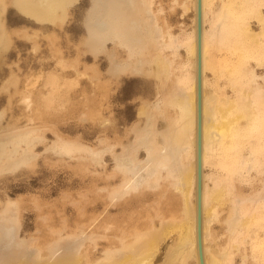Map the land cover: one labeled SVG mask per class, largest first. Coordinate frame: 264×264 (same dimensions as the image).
<instances>
[{"label":"bare ground","instance_id":"bare-ground-1","mask_svg":"<svg viewBox=\"0 0 264 264\" xmlns=\"http://www.w3.org/2000/svg\"><path fill=\"white\" fill-rule=\"evenodd\" d=\"M168 1L165 11L161 0H89L84 8L82 0H0V65L4 62L3 53L12 43L11 31L1 17L7 4L39 26V33L50 27L63 28L72 12L81 6L84 48H77L75 58L67 60L60 48L49 46L56 57L55 67L26 77L22 103L27 110L31 108L32 95L28 93L41 82L47 87V94L41 96L45 107L57 105L58 111L65 112L77 102L94 118V124L103 125L106 130L86 143L81 135H67L56 126L38 124L36 111L22 116L21 123L17 119L5 122L6 125V113L0 110V178L8 179L5 171L15 179L26 171L38 172L35 168L39 160L52 169L50 175L67 169L71 174L70 188H75L72 176H87L86 182L77 181L79 189L73 194L58 190L61 198L77 195L82 203L71 201L76 213L74 222L62 215L54 219L48 214L43 218L48 224L45 246L37 245L34 236L22 233L21 210L26 198H11L6 191L0 192V264H200L196 204L198 1ZM201 4L203 260L204 264H223L227 257L244 255L238 264H256L257 256L262 259L259 263L264 264V238L253 245L255 235L251 236L253 229H257L255 233L264 232L260 227L264 203L257 206L249 200L255 187L264 186V85L255 73L264 66V0H201ZM175 9L183 19L190 11L189 31L183 23L174 29L168 20L167 14ZM253 20L259 25L258 32L253 29ZM44 34L48 45L53 46L55 40L51 36L55 35ZM22 37L29 38L26 32ZM37 47L34 44L33 51ZM84 54L95 62L83 64L80 70V57ZM100 58L107 63L106 75L96 63ZM218 64L225 67L217 68ZM86 75L92 96L84 95L83 89L81 97L71 96L70 91L79 88L80 79ZM128 77L141 81L148 94L152 84L156 94L138 107L135 124L123 133L134 135L124 141L123 135L118 136L114 118L105 112L109 110L106 105L110 103L112 84ZM18 82V76L11 72L0 90L15 87ZM222 88L232 94L220 95ZM46 132L51 133L50 140ZM106 160L112 161L113 171H106ZM208 166L212 175L205 171ZM94 168L104 172L94 174ZM96 183L104 187L98 190ZM245 186L248 194L243 193ZM94 192L101 195V207L114 201L123 214L130 212L117 218L119 223L126 222V232L119 229L120 224L118 229L110 226L108 215L98 221L96 206L85 209L86 195ZM161 196L169 198L164 208ZM153 198L157 205L160 202L155 212L144 207V202ZM121 199L137 200L141 205L133 207ZM28 200L37 212L44 208L65 210L64 205L59 210V198L42 202L35 195H28ZM234 214L239 221L232 218ZM155 220L161 222L160 226ZM84 221L88 223L85 225ZM50 222H56L58 227L53 228ZM109 226L113 237L101 236L99 232L105 233ZM218 229L222 230L220 234L216 233ZM174 231L176 243L160 261L161 244ZM100 239H105L107 245L99 248ZM228 245L232 247L228 254L220 253ZM26 253L34 254L33 259Z\"/></svg>","mask_w":264,"mask_h":264},{"label":"rangeland","instance_id":"rangeland-1","mask_svg":"<svg viewBox=\"0 0 264 264\" xmlns=\"http://www.w3.org/2000/svg\"><path fill=\"white\" fill-rule=\"evenodd\" d=\"M82 1L83 2H81L82 3L81 6H83L84 8L86 3L89 0H82ZM161 1L163 4L162 7L166 9V6L168 5L169 1L168 0H161ZM80 7L76 8L72 12V14L69 17L68 23H65L63 28L54 29L50 27L47 30H45L44 33L49 34V32L50 33L52 32V34L55 35L54 37L51 36V38L53 39V42L55 40V43L54 44L51 43L53 44V46H51L50 44L48 45V43H50L49 40L47 42V39L44 37V35L46 34L39 33L41 30L39 26H37L35 23L31 21H27V19L19 15L17 11H15V9H13V7L10 4L6 5L5 11L4 13H2L1 17H2V21L4 25L7 27V29L11 31L12 43L10 44V47L8 48V50L3 53L4 56L2 55L4 62L1 63L2 65H0V87H1L2 81L7 80V76L11 72H13L14 74L18 76L20 83L18 82V85L16 84L19 87L15 85V87L10 86L8 90H5L4 88H3L4 90H0V110L4 109L6 113L4 116V121H3L4 123L8 121H12V120L16 121L17 119L19 120L17 121L21 123L23 119L26 116H28L29 112L31 113L35 111L37 115L39 114V117H37L39 119L40 113L43 111L41 113L42 121L41 119L40 121L38 119H35V122L37 121L38 124L40 123L46 124L47 127L49 125L56 126L63 133L67 135H76V134L81 135L83 139L86 141V143L93 142L95 138H97L99 135L103 134L104 131H106L104 130L103 125L94 124V118L89 113H87V110L83 108L81 104L77 102L74 104V107H70L65 112L58 111L59 109H56L58 106L55 104H54L55 105L54 108L50 106L51 109L50 107L48 108L45 107L47 106V104L44 101H42L41 96L47 94V87H45L43 83L40 84L41 82H37L36 84L37 86L35 85L36 88L34 87L35 91L30 89V92L28 93V96L32 95L30 96L31 108H29L31 111L29 109L27 110L26 105L22 103V98L24 96V90L27 89L25 88L27 84L26 77L34 73H38L39 71H40L39 73L47 72L49 70H52L55 67L56 57H54L52 53L50 52L51 51L50 47H54L56 49L60 48V50H62L63 52V55H65L64 56L65 59L67 60H72L73 58H75V54H76L75 52L77 48L79 47L84 48V46L82 45V41L85 38V33L83 32V29H82V12H81L82 10ZM261 10L264 13V5L262 6ZM165 11H167V9ZM179 15H180V12H178V9H175V11H171V13L167 14V18L171 23H173L174 29H176L180 23H183L187 25V30L189 31V26H191V18H192L190 11L187 13V16L184 19L183 17ZM252 25H253L254 31L258 32L259 25L257 24V22H255V20L252 21ZM24 32H26V35L27 37L29 36V38L22 37ZM37 32L39 33L38 34L39 36L35 34ZM17 33L19 34L17 35ZM34 44L38 46L37 47L38 49L36 51H33ZM93 62L95 61H93L88 55H85V54L82 55L80 57V65H79L80 70H83V66H82L83 64L85 63L92 64ZM96 63H98V65L101 67V70L105 74V69L107 65L105 59L100 58L98 61H96ZM216 67L223 69L225 66L222 64L221 65L218 64ZM86 73L91 74L90 71H87ZM255 73H256V76L259 77L258 81L260 80L259 81L260 84L264 85L263 84L264 78L262 79V77H264V66L257 68L255 70ZM29 78H31V76ZM80 80H81L80 81L81 84L79 88L77 87L75 88L74 91H70V95L73 97H81L82 94L85 92L84 95L92 96L93 93H92V90L90 89L91 86L88 83L89 81H88L87 75L85 78H81ZM39 81H42V80L39 79ZM140 82L141 81L135 78L128 77V78H124L118 84L116 83L112 84L111 96L109 98L110 103H108L107 105L105 104L106 107H109V110L105 112V115H107L108 117L114 118V123L116 125V128L118 129V136L120 137L125 132V128H131L132 125L135 124L138 107L141 104L146 103L148 100L153 99V96H155L156 94L152 84L149 85L151 94H148L149 93L147 92L148 89L146 90ZM148 82L151 83V80H149ZM80 89H83L85 91L83 92ZM33 91L35 92V94L33 93ZM40 91H41V94H40ZM22 93H23V96H21ZM219 93L220 95L223 94L224 97H228L232 94V91L229 89L225 90L224 88H222V90H219ZM224 93L227 95H224ZM105 105L103 103V106ZM36 107H37V110H40V111H37ZM37 112H40V113H37ZM22 116H24V118ZM9 117H11L12 119L9 120ZM21 117L22 119L20 120L19 118ZM82 117L84 120L82 119ZM85 118L88 120L85 121ZM79 119L84 122L82 121H81L82 123L79 122L80 121ZM5 124L7 125V123ZM105 125L106 127L108 126V128L110 129L109 122H107ZM46 134H47L48 140H50L51 133L46 132ZM133 135H134V132H130L128 136L124 134L123 135V137L125 138L124 141H126V139L127 140L132 139ZM109 139L110 140L113 139V134L111 132L109 133ZM119 147L120 146L118 145L116 148L118 149ZM40 161L41 160H39L38 162L39 165L35 168L36 171L38 170V172L32 173V172L26 171L24 172L26 174H22L20 177L16 179L12 177L10 178L9 171H5V173H8L7 175H9V177L6 180H3L4 177L0 178V192L6 191L7 196L11 198H17V197L26 198L23 200L22 210H21V220H22L21 223H22V229H23L22 233L26 237L34 236L35 240L37 241L36 243L37 245L38 243H40L45 246L47 242H45L44 236H46L48 233V224L44 222L43 218L48 214L52 215V218L54 219L62 215L65 218H69L71 222H74L76 213L75 211H73V206L71 205V201L74 200L77 203H80L82 201L78 199L77 195H73V196L71 195L69 198H61V196L57 194L58 190L60 189V191L62 192L67 191L73 194L74 192H76L77 189H79L77 181L79 180V181L86 182L87 176H84V177L83 175L82 176H77V175L72 176V179L74 180L73 183H74L75 188L74 187L70 188L69 176L71 174L67 172V169H65L64 171H60V170L56 171L57 169H54L56 173L50 175L52 169L50 170L48 164L45 165L43 161L42 162ZM105 163L108 166L106 171L107 172L113 171L114 167H113L112 161L106 160ZM211 170L212 169L210 168V166L205 168V171L210 173V175L213 174ZM103 172L104 171L101 172L100 168L99 169L94 168V174H98V173L102 174ZM223 177L224 176H222V178ZM252 178H255L254 175H252ZM96 187L98 188V190H101L102 189L101 187H104V186L103 184L96 183ZM255 190H256L255 194H254V191L250 193L249 200H251V203H253V205L256 202L257 206H261L259 202L264 203V186L261 188L255 187ZM42 191L43 192L45 191V193L48 192L49 194L43 196ZM248 192H249V188L245 186L243 188V193L248 194ZM28 195H35L42 202H51L59 198L60 199L58 202L59 210L61 206L63 205H64L65 210H62V211L60 210L59 212H56L54 208L53 209L44 208L42 211L37 212L34 206H32V203L28 200ZM100 198H101L100 194L95 193V192L90 193L89 195H86V200L83 202V206L85 207V209H89V210H91L93 207L96 206V209L94 212L96 215H100L98 221L101 220L104 215H108L111 218V221L109 222L115 223L114 226L112 225V223L110 226L117 228L118 227L117 225L120 224L119 229L122 232H126V229H127L126 222H122V223L117 222V218L121 217V215L123 214V209L122 208L120 209L118 205H115L114 201L110 202L106 207H103V206L101 207V205L98 204ZM161 198H162V200L160 201L161 207L164 208L165 205L167 206L169 198L166 199V197L164 198L162 196ZM155 199L154 198L149 199L148 201L144 202V205H145L144 207H147L148 209H150L151 212L152 211L155 212V207H157L160 204L159 202V204L157 205L158 201H156ZM120 202L131 203L133 207H135L137 204L141 205V202L137 200H131V199L129 200L125 199V201H122L121 199ZM259 211H261V208L259 209ZM128 213L130 212L127 211L123 215L127 216ZM135 214L136 213L130 214V215H135ZM261 216H262V219L264 220V211H262ZM233 217L236 218V215L234 214L232 218ZM240 218L242 217L240 216ZM142 219H144V217ZM229 219H231L230 215H229ZM239 220H240L239 218L238 219L236 218V221H239ZM83 223L86 225L88 221L87 222L84 221ZM155 223L157 226H160L161 224V222L158 220H155ZM262 224L264 225V221H262V223L260 224V227L264 228ZM50 225L53 228L58 227L56 222L54 223L50 222ZM255 230L257 231V229H253L252 233L254 234L251 235V236L255 235V237L252 239L253 245H255V243H257L260 239L263 240L264 238V232L258 231L255 233ZM216 231H217L216 233L219 232V234L222 232L221 229H218ZM102 232H99L101 236L104 235L106 237L112 238L114 235L112 233L114 231L112 230L111 227L108 228L107 231H105V233H102ZM175 234L176 232L174 231V233H171L170 237H168L167 240L163 242L164 244L163 243L161 244L162 247H160L159 254H158V259H160V261L163 258V256L166 254V252L173 245H175L176 240H177L175 237ZM86 243L89 244V242H85V244ZM105 245H107V241L105 239H102V240L100 239L98 241L99 248H102ZM230 246L231 245L223 246V248L220 249V253L228 254L229 250L232 248ZM24 253L25 252H23L22 254L24 255L23 257L25 258ZM28 254H30L31 257L32 255L34 256V254L32 253H28ZM28 254L26 253V256H28ZM241 256L237 255L235 257H230V259L229 257H227L223 261V264H233L235 262L236 264L242 263ZM236 259H238L237 260L238 262L236 261ZM261 260H262L261 257L257 256L256 264H260L259 261ZM263 260H264V257H263Z\"/></svg>","mask_w":264,"mask_h":264},{"label":"water","instance_id":"water-1","mask_svg":"<svg viewBox=\"0 0 264 264\" xmlns=\"http://www.w3.org/2000/svg\"><path fill=\"white\" fill-rule=\"evenodd\" d=\"M197 176H196V204H197V241L200 264H204L202 251V158H201V101H202V4L197 0Z\"/></svg>","mask_w":264,"mask_h":264}]
</instances>
